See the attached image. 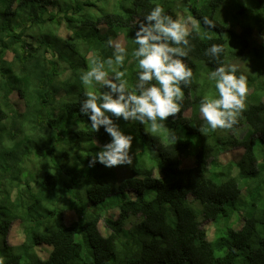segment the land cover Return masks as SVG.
I'll list each match as a JSON object with an SVG mask.
<instances>
[{
    "label": "trees",
    "instance_id": "obj_1",
    "mask_svg": "<svg viewBox=\"0 0 264 264\" xmlns=\"http://www.w3.org/2000/svg\"><path fill=\"white\" fill-rule=\"evenodd\" d=\"M156 6L199 22L181 110L157 133L113 117L133 163L90 166L111 137L80 113L100 91L80 77L94 59L107 69V41L122 40L131 88L135 32ZM212 44L225 63H254L237 71L245 108L214 131L199 112L218 95ZM14 223L22 238L8 244ZM0 264H264V0H0Z\"/></svg>",
    "mask_w": 264,
    "mask_h": 264
},
{
    "label": "clouds",
    "instance_id": "obj_2",
    "mask_svg": "<svg viewBox=\"0 0 264 264\" xmlns=\"http://www.w3.org/2000/svg\"><path fill=\"white\" fill-rule=\"evenodd\" d=\"M203 25L212 30L216 24L212 19L203 17ZM199 27V22L191 17L173 18L160 6L154 7L139 24L134 43L137 47L132 56L137 63L136 82L130 88L124 71L117 70L125 63L128 51L121 43L107 44L113 48V55L105 62L92 61V67L84 72L81 83L90 89L85 92L79 111L87 116L93 131L103 126L111 137L89 162L90 166L99 162L107 168L119 165H132L130 155L133 136L125 134L113 117L124 121L150 122L151 132L157 133L164 127L169 117L180 112L184 99L183 88L187 87L193 76L192 69L182 59L190 51L191 30ZM224 53L221 44H212L205 55L216 61L219 66L208 74L214 83L215 97L201 101L199 112L211 130L230 129L238 115L245 108L247 79L237 75V65L225 63L220 58ZM111 69V75L109 74ZM240 129V128H237ZM241 150L237 149L236 152ZM236 155V156H239Z\"/></svg>",
    "mask_w": 264,
    "mask_h": 264
},
{
    "label": "rangeland",
    "instance_id": "obj_3",
    "mask_svg": "<svg viewBox=\"0 0 264 264\" xmlns=\"http://www.w3.org/2000/svg\"><path fill=\"white\" fill-rule=\"evenodd\" d=\"M257 42H258V45L261 44V41L257 40ZM116 43H122V40ZM255 47L256 46H253L252 50L255 49ZM228 63L237 65L238 71H246L249 74H251L252 69H254L253 58L252 56H249V55H247L246 58H243V59L241 58L240 60H234ZM239 154H240V151H237L236 155H239ZM188 160H190V157L188 158ZM188 160L182 159L183 166H187ZM69 216L70 214H68L65 220H68L67 218H69ZM21 238H22V232L19 229V224L14 223L7 234L6 241L8 244H17L16 242L20 241Z\"/></svg>",
    "mask_w": 264,
    "mask_h": 264
}]
</instances>
